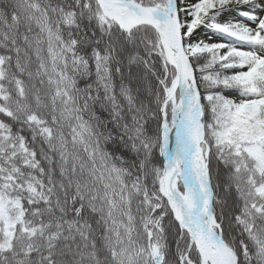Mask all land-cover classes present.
Segmentation results:
<instances>
[{"label": "snow or ice", "instance_id": "obj_1", "mask_svg": "<svg viewBox=\"0 0 264 264\" xmlns=\"http://www.w3.org/2000/svg\"><path fill=\"white\" fill-rule=\"evenodd\" d=\"M0 264H264V0H0Z\"/></svg>", "mask_w": 264, "mask_h": 264}]
</instances>
